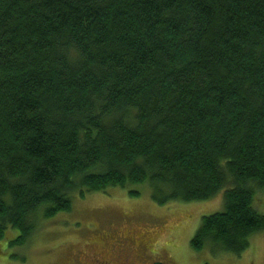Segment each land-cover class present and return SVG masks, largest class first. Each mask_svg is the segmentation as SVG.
Returning <instances> with one entry per match:
<instances>
[{
  "label": "trees",
  "instance_id": "trees-1",
  "mask_svg": "<svg viewBox=\"0 0 264 264\" xmlns=\"http://www.w3.org/2000/svg\"><path fill=\"white\" fill-rule=\"evenodd\" d=\"M213 199L191 240L264 231V0H0V239L76 197Z\"/></svg>",
  "mask_w": 264,
  "mask_h": 264
},
{
  "label": "rangeland",
  "instance_id": "rangeland-1",
  "mask_svg": "<svg viewBox=\"0 0 264 264\" xmlns=\"http://www.w3.org/2000/svg\"><path fill=\"white\" fill-rule=\"evenodd\" d=\"M139 190L140 195L130 196L127 189L112 187L85 198L76 197L71 211L50 218L40 213L39 219H43L23 245H10L19 230L9 227L0 239V264H81L76 262V256L80 249L89 253L87 242L96 244L91 252L116 260L111 245L120 244L115 237L121 229L129 230L127 242L122 241L127 253L133 254L131 247H137L135 253L143 257L141 264H150L153 259L167 264H264V231L251 237L248 250L241 255L215 253L209 246L200 251L192 248L191 240L202 217L224 209L225 189L213 199L163 205L152 199L151 188L145 185ZM255 199L254 207L264 214L262 190H256Z\"/></svg>",
  "mask_w": 264,
  "mask_h": 264
},
{
  "label": "flooded vegetation",
  "instance_id": "flooded-vegetation-1",
  "mask_svg": "<svg viewBox=\"0 0 264 264\" xmlns=\"http://www.w3.org/2000/svg\"><path fill=\"white\" fill-rule=\"evenodd\" d=\"M122 233V234H121ZM129 235V230L127 229L125 232L123 229L120 230L119 235H117L115 238L119 240L118 246L111 245V249L116 251V253L113 252V255L116 257V260H112L106 255L101 256L97 251L91 252L90 250L96 245L92 242H87V245L90 246L89 253H87L85 250L80 249V253L76 256V262H80L81 264H141V258L137 256V253L135 251L138 249L137 247L132 248L134 250V253H127V245L125 243H122V241L127 242V236ZM132 243V244H131ZM129 243L131 246H133V242ZM110 247V246H109ZM126 252L124 255L123 253ZM86 255V256H85ZM155 258V257H154ZM84 260V261H83ZM155 262H163L159 260H154L150 262V264H154ZM167 264V263H165Z\"/></svg>",
  "mask_w": 264,
  "mask_h": 264
},
{
  "label": "water",
  "instance_id": "water-1",
  "mask_svg": "<svg viewBox=\"0 0 264 264\" xmlns=\"http://www.w3.org/2000/svg\"><path fill=\"white\" fill-rule=\"evenodd\" d=\"M154 264H165V263H162V262H155Z\"/></svg>",
  "mask_w": 264,
  "mask_h": 264
}]
</instances>
